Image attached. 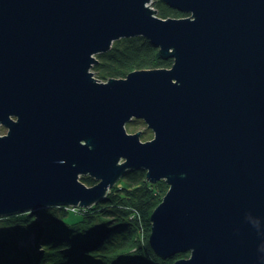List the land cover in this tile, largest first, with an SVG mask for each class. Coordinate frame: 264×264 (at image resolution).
I'll return each instance as SVG.
<instances>
[{
    "label": "water",
    "instance_id": "1",
    "mask_svg": "<svg viewBox=\"0 0 264 264\" xmlns=\"http://www.w3.org/2000/svg\"><path fill=\"white\" fill-rule=\"evenodd\" d=\"M164 1L189 15L160 17L153 0H0V218L89 207L143 168L169 185L151 214L157 255L264 264V0ZM138 35L172 66L96 77V55ZM139 118L151 139L128 131Z\"/></svg>",
    "mask_w": 264,
    "mask_h": 264
},
{
    "label": "trees",
    "instance_id": "2",
    "mask_svg": "<svg viewBox=\"0 0 264 264\" xmlns=\"http://www.w3.org/2000/svg\"><path fill=\"white\" fill-rule=\"evenodd\" d=\"M153 5L160 17L189 15L164 0H153ZM96 57L92 69L102 80L124 77L134 69L173 64L172 57H163L160 48L142 35L115 40L108 51ZM139 124L143 126L137 127ZM126 126L132 132L141 130L142 140L153 137L140 118ZM81 178L89 185L96 183L89 174ZM168 188L165 179L152 183L145 169L131 168L89 207L66 210L63 205H53L2 217L0 264H171L175 258L188 256V252L162 258L149 243L151 212ZM72 214L77 216L74 221ZM36 217L42 218L40 226L34 225ZM30 234L33 242L27 240Z\"/></svg>",
    "mask_w": 264,
    "mask_h": 264
},
{
    "label": "rangeland",
    "instance_id": "3",
    "mask_svg": "<svg viewBox=\"0 0 264 264\" xmlns=\"http://www.w3.org/2000/svg\"><path fill=\"white\" fill-rule=\"evenodd\" d=\"M150 4V3H149ZM151 5V4H150ZM152 6L154 7V5L152 4ZM93 70V69H92ZM139 121H136V123H138ZM139 126H143V125H138L137 127H139ZM140 129H142V128H140ZM152 130V129H151ZM7 131V128L4 126V125H0V134H2V133H5ZM129 132H132L131 131V129L130 130H128ZM152 133H153V131H152ZM154 134V133H153ZM147 177V176H146ZM148 181H150L149 179H147ZM158 181V180H157ZM150 182H152V181H150ZM153 183V182H152ZM49 207V206H48ZM77 207H82V206H77ZM42 208H44V207H42ZM41 209V208H40ZM154 210V209H153ZM35 211H38V210H35ZM35 211H33V212H35ZM153 212V211H152ZM152 212H151V214H152ZM75 216V214H72V217H74ZM43 217V216H42ZM75 219H77V216H75L72 220L74 221ZM1 221V220H0ZM43 221H42V218L41 217H36V221H35V223H34V225L35 226H40L41 225V223H42ZM151 223H152V220H151ZM33 234V233H32ZM31 235V234H30ZM28 242L30 241H34V236L33 235H31V236H29L28 237ZM184 252H187V251H184ZM188 254H190L189 252H188ZM189 256V255H188ZM188 256H185V257H188ZM178 258H175L174 260H173V262L171 263V264H174V261L175 260H177Z\"/></svg>",
    "mask_w": 264,
    "mask_h": 264
},
{
    "label": "bare ground",
    "instance_id": "4",
    "mask_svg": "<svg viewBox=\"0 0 264 264\" xmlns=\"http://www.w3.org/2000/svg\"><path fill=\"white\" fill-rule=\"evenodd\" d=\"M190 255V254H189ZM172 257V256H171ZM168 258V257H167Z\"/></svg>",
    "mask_w": 264,
    "mask_h": 264
}]
</instances>
